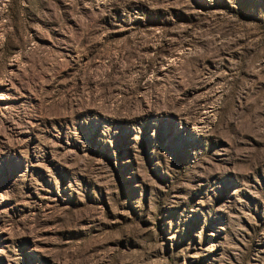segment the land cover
Returning a JSON list of instances; mask_svg holds the SVG:
<instances>
[{
    "label": "rangeland",
    "instance_id": "rangeland-1",
    "mask_svg": "<svg viewBox=\"0 0 264 264\" xmlns=\"http://www.w3.org/2000/svg\"><path fill=\"white\" fill-rule=\"evenodd\" d=\"M0 264H264V0H0Z\"/></svg>",
    "mask_w": 264,
    "mask_h": 264
}]
</instances>
